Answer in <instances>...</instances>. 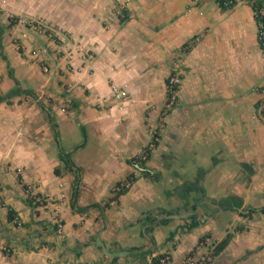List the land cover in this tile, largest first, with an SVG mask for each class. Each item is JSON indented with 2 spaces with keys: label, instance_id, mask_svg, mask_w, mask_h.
Segmentation results:
<instances>
[{
  "label": "crops",
  "instance_id": "obj_1",
  "mask_svg": "<svg viewBox=\"0 0 264 264\" xmlns=\"http://www.w3.org/2000/svg\"><path fill=\"white\" fill-rule=\"evenodd\" d=\"M64 1L58 23L66 35L62 76L42 75L34 66L0 67V96L16 80L42 110L12 103L23 93L0 103V264H151L165 252L175 264L211 229L207 203L241 199L245 168L248 192L264 197V117L258 107L264 106V54L254 12L248 0H234L227 10L217 0ZM0 57L7 62L3 49ZM174 70L181 76L179 104L160 119V138L142 170L127 160L149 144L144 120L159 125ZM110 85L126 96L115 99ZM48 88L75 106L69 116L38 97ZM61 120L81 130L82 140L70 151L63 147ZM90 141L107 145L95 173L71 157ZM60 154L80 169L79 207L100 203L128 174L136 180L102 213L74 212V173ZM232 183L236 193L224 195L223 185ZM29 195L42 203L33 206ZM241 240L246 248L247 236ZM146 251L152 253L144 256Z\"/></svg>",
  "mask_w": 264,
  "mask_h": 264
},
{
  "label": "rangeland",
  "instance_id": "obj_2",
  "mask_svg": "<svg viewBox=\"0 0 264 264\" xmlns=\"http://www.w3.org/2000/svg\"><path fill=\"white\" fill-rule=\"evenodd\" d=\"M62 5L65 6L64 0H0V25L4 30L2 35V48L4 55L8 59L6 62L0 57V67H7L8 64L15 67L34 66L42 75L50 77L62 76V72L60 70L58 71L60 60L64 57V53L60 49L65 44L63 38H66L65 33L60 29V25L58 24L63 15L62 8H60ZM11 17L18 19L17 23L13 26H9V19ZM68 43L74 44V40L71 39L70 35L68 36ZM168 78H174L177 81L178 90L174 94V99L168 104L166 102L167 99H165L157 127L148 126V121L146 119L144 120L145 127L150 135L149 143L154 135L158 142L160 138L159 130L161 129L160 119L164 118L169 111L179 104L178 91L181 84V76L177 70H174ZM1 80L0 77V84ZM110 86L112 87L114 85ZM37 93L38 97L43 96L41 100H45L43 102L48 107L51 106L56 111L59 110L63 115L69 116L70 112L75 109V106L64 100L59 93L57 98H60L55 99L51 94H55L56 92L50 88L45 89V93L39 91ZM61 98H63V102H61ZM13 100L14 102L12 101V103H18L26 109L30 108V110L42 112L34 99L28 95H21L19 98H14ZM122 108L123 106L120 105L119 110H122ZM59 124L60 128L58 129L61 130L63 147L67 151H70L67 148L72 147L75 143L82 140L81 130L76 126L73 129V127L65 124L62 120L59 121ZM51 147L57 151L55 143ZM145 147L130 159L140 156ZM154 149L152 148V152ZM106 152L107 145L99 147L96 142L90 141L84 150L75 154L73 153L71 157L77 165L83 166L85 169L89 168L91 172L95 173L99 168L97 161L101 159L100 154L105 155ZM244 171L245 176L242 178V183L239 184L244 188V191L239 194L242 199L241 209L243 211L248 207H258L264 204V197L261 194L248 192L251 187L248 182L251 175L249 169L245 168ZM133 178L135 181L134 175ZM115 185L110 190L109 196L100 201L99 204L103 205L113 195L111 191ZM223 187H225L224 195L230 194V191L236 193L234 183L228 186L224 184ZM39 202L42 203V198H40ZM118 202L112 203L117 204ZM206 205L203 210L210 216L209 223L211 229L200 235L194 246H189V250L175 264H182L189 258L194 260L193 264L202 263L203 258L205 259L204 264H264V215L241 217L237 212L223 210L213 202L207 203ZM227 233L232 234V240L228 247L218 257H215L214 247ZM243 235L247 236L246 248L241 247L243 245L241 236ZM7 249L3 247V251ZM161 255L163 256L160 257L158 255L154 257L158 260L157 264H159L160 259L164 261V264H171V257L167 252Z\"/></svg>",
  "mask_w": 264,
  "mask_h": 264
},
{
  "label": "trees",
  "instance_id": "obj_3",
  "mask_svg": "<svg viewBox=\"0 0 264 264\" xmlns=\"http://www.w3.org/2000/svg\"><path fill=\"white\" fill-rule=\"evenodd\" d=\"M248 1L250 3V6H251L253 12H254V16H255V20L257 22V25H259V23L264 24V0H248ZM217 2L219 4V6L221 7V9H223V10H227L229 8H232L235 5L234 0H217ZM125 19H126L125 16L121 17L120 22H123ZM17 21H18V19L16 17H11L9 19V26L15 25L17 23ZM3 32H4V30L2 29V27L0 25V52L1 53H2V49H3L2 48ZM258 41H259V46H260V48L264 54V38L259 39V37H258ZM167 90L168 91H167L166 102L168 104V101L171 98V94L169 92V78L167 80ZM177 90H178V85L173 87V91L176 92ZM22 93L36 98L35 94L33 92L23 91L20 88V86L18 85V82L15 80L14 88L11 89L6 94L0 96V103H2V102L8 103L11 98L19 96ZM258 107L260 108V114L264 116V106L262 107L259 104ZM49 121H50L51 126H52L53 131H54L55 142L57 145H59V134L57 131V126L55 123H53V118H49ZM156 146H157V141H156V136L154 135L153 138L151 139V142L147 145V147H145L143 153L134 159L127 160V163L128 164H137L140 168L146 169V163L151 157L152 148H156ZM59 157H60V160L65 164L66 168H68L69 171L74 173V182H73V186H72V193H71V199H70V208L74 212L85 213L90 209H97L102 213L106 208L110 207V204L112 202H118L119 197L124 195L128 191L129 186L134 182L133 175L129 174L125 177V179L123 181L116 183L114 189L111 191V193L113 195L103 205H101L99 203H93V204L88 205L86 207H79L77 205V199H78V191H79L78 186L80 185V179H81L80 178V169L76 168L74 166V164H72L71 160L68 157H65L62 154H60ZM54 174L58 175L59 170L55 169ZM143 175L148 176V175H150V172L144 171ZM153 177H155L154 174H153ZM18 180H19V182L21 181L20 178H18ZM23 188L25 190H27V187L25 185H23ZM194 188H195V186H190L189 191H192ZM36 198H37V196L29 195L28 196V202L31 203L33 206L40 205L41 203L37 202ZM218 206L221 207L223 210H230L233 212H238L239 209H241V207H242V200L240 198L235 197V196H231V197L223 198L222 200H220L218 202ZM238 213L242 217H250V216H252V214H255V213L264 214V207L259 208V209H249L247 213L243 212V211L238 212ZM11 215H12V212L9 211L8 212V218L9 219L12 218ZM232 237H233L232 234L227 233L226 236L214 247V256L215 257H218L227 248V246L229 245V243L232 240ZM151 253L152 252H150V251H146L144 253V256H148ZM159 256L162 257L163 255H159ZM157 262H158V260L156 258H154V259H152L151 264H157Z\"/></svg>",
  "mask_w": 264,
  "mask_h": 264
},
{
  "label": "built area",
  "instance_id": "obj_4",
  "mask_svg": "<svg viewBox=\"0 0 264 264\" xmlns=\"http://www.w3.org/2000/svg\"><path fill=\"white\" fill-rule=\"evenodd\" d=\"M258 37L259 39L264 38V24L262 23H259L258 25ZM176 82L177 81L174 78H169V92L171 94V98L168 101V103L174 99L175 91H173V87L177 85ZM111 91H112V96L116 99H122L126 96V92L116 86H112ZM36 201H40V199L36 198ZM202 260L203 261L200 264H204L205 259L203 258ZM193 262L194 260L189 258L186 261H184L182 264H193ZM159 264H164V261L160 259Z\"/></svg>",
  "mask_w": 264,
  "mask_h": 264
},
{
  "label": "water",
  "instance_id": "obj_5",
  "mask_svg": "<svg viewBox=\"0 0 264 264\" xmlns=\"http://www.w3.org/2000/svg\"><path fill=\"white\" fill-rule=\"evenodd\" d=\"M202 1L209 2V1H215V0H202ZM136 167H139V166L136 165ZM139 168H140V167H139ZM140 169L145 170V169H143V168H140ZM98 245L100 246L102 252H103L105 255L113 256L112 254H110V253L107 251L106 247H105L100 241H98ZM120 255H121V253L118 254V256H120Z\"/></svg>",
  "mask_w": 264,
  "mask_h": 264
},
{
  "label": "bare ground",
  "instance_id": "obj_6",
  "mask_svg": "<svg viewBox=\"0 0 264 264\" xmlns=\"http://www.w3.org/2000/svg\"><path fill=\"white\" fill-rule=\"evenodd\" d=\"M37 196V195H36ZM37 198H39L40 199V197L39 196H37ZM38 202V201H37Z\"/></svg>",
  "mask_w": 264,
  "mask_h": 264
}]
</instances>
